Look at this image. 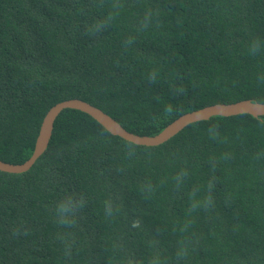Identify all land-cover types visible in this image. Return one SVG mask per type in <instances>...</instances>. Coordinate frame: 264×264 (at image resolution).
Masks as SVG:
<instances>
[{
	"label": "trees",
	"instance_id": "trees-1",
	"mask_svg": "<svg viewBox=\"0 0 264 264\" xmlns=\"http://www.w3.org/2000/svg\"><path fill=\"white\" fill-rule=\"evenodd\" d=\"M74 97L141 135L264 102V0H0V159L30 158ZM81 195L61 227L57 203ZM0 264H264V116L141 145L65 109L30 170H0Z\"/></svg>",
	"mask_w": 264,
	"mask_h": 264
},
{
	"label": "water",
	"instance_id": "water-1",
	"mask_svg": "<svg viewBox=\"0 0 264 264\" xmlns=\"http://www.w3.org/2000/svg\"><path fill=\"white\" fill-rule=\"evenodd\" d=\"M68 108L88 113L111 133L141 145H160L165 143L187 125L209 119L215 115L230 116L249 113L256 117L264 116V102L250 98L235 102H219L180 115L156 135H141L128 130L116 118L95 104L77 97L69 98L56 103L46 113L30 158L23 163H11L0 159V170L10 173H23L30 170L48 149L55 122L59 115Z\"/></svg>",
	"mask_w": 264,
	"mask_h": 264
},
{
	"label": "clouds",
	"instance_id": "clouds-1",
	"mask_svg": "<svg viewBox=\"0 0 264 264\" xmlns=\"http://www.w3.org/2000/svg\"><path fill=\"white\" fill-rule=\"evenodd\" d=\"M261 50L260 42L254 41L250 47V53L255 55ZM85 206L84 197L81 195L79 198L69 196L59 201L55 208V216L57 223L61 227H73L75 224L76 214ZM106 212L110 213V202L105 203Z\"/></svg>",
	"mask_w": 264,
	"mask_h": 264
}]
</instances>
